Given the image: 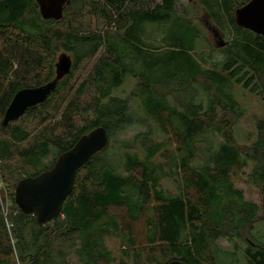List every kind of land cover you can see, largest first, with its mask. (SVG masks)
Segmentation results:
<instances>
[{
    "label": "trees",
    "instance_id": "trees-1",
    "mask_svg": "<svg viewBox=\"0 0 264 264\" xmlns=\"http://www.w3.org/2000/svg\"><path fill=\"white\" fill-rule=\"evenodd\" d=\"M247 1L197 0L224 36L205 53L193 12L177 0H70L60 19L43 18L36 0H0V182L11 196L8 215L0 202V264H264V35L233 18ZM62 52L69 73L3 126L13 94L50 80ZM127 77L134 86L114 94ZM233 83L262 102L244 144L233 131L243 111ZM97 126L109 141L76 171L61 214L38 223L15 203V184ZM248 167L259 201L233 182Z\"/></svg>",
    "mask_w": 264,
    "mask_h": 264
},
{
    "label": "water",
    "instance_id": "water-1",
    "mask_svg": "<svg viewBox=\"0 0 264 264\" xmlns=\"http://www.w3.org/2000/svg\"><path fill=\"white\" fill-rule=\"evenodd\" d=\"M70 0H36L40 14L45 19H60L63 9ZM236 24L255 33L264 35V0H248L233 12ZM54 76L37 86L18 89L5 108L1 124L19 118L31 106L44 101L56 87L57 82L68 74L72 58L62 52L55 62ZM109 141V135L103 126H97L82 134L67 150L58 155L54 164L36 175L21 178L14 186L13 197L18 207L27 213H33L38 223L50 222L62 212V205L72 190L76 171ZM165 264H184L171 259Z\"/></svg>",
    "mask_w": 264,
    "mask_h": 264
},
{
    "label": "rangeland",
    "instance_id": "rangeland-1",
    "mask_svg": "<svg viewBox=\"0 0 264 264\" xmlns=\"http://www.w3.org/2000/svg\"><path fill=\"white\" fill-rule=\"evenodd\" d=\"M158 1V0H153ZM177 3L179 6H182L185 9H188L189 11L193 12V16H195V20L200 27L203 35V40L200 42L201 49L207 53L209 51L214 52L216 51L223 43L224 36L218 31L213 24L210 22L209 17L206 13V11L200 7V5L197 3V0H177ZM94 59L90 60L88 65L86 66L83 73L78 74L76 72L72 79L74 80L73 84H78L82 79L83 75L86 72V70L89 68V66L92 64ZM76 80V81H75ZM135 79L132 77H127L126 80L114 91V94L124 96L129 92V90L134 86ZM232 93L235 96L236 100L242 107V115L234 122L233 125V131L236 137V140L241 143H248L254 138L255 135V126H254V118L259 117L263 113L262 108V102L260 97L250 92L248 89L243 88L241 84L233 83L232 87ZM60 111L53 116V121H56L57 118H59ZM26 123L32 127L36 124V120L34 117L28 118L26 120ZM135 129V128H131ZM132 133V130L128 131L126 133L127 136H130ZM52 151V150H51ZM54 152H51V155ZM51 157L48 156L46 159H44V162L49 164L51 162ZM249 167L245 169V172L243 173H237L233 177L234 185L238 188H241L243 190L244 197L246 199L252 200V201H259V192L258 189L252 185L246 176V173L249 172ZM163 185L165 188L170 189L171 191L174 190L173 185L171 184V181L164 180ZM0 202L3 209V212L5 215H8L11 208V196L9 194V189L3 182L0 183ZM218 246L222 249H230L229 241L227 239H219ZM243 243L240 240L236 241V244L239 247H243ZM105 244L108 249L112 251V254L115 257H118L120 255V243L119 240L116 237H108L105 239ZM226 264H244V259L240 257L237 259L234 263H226Z\"/></svg>",
    "mask_w": 264,
    "mask_h": 264
},
{
    "label": "built area",
    "instance_id": "built-area-1",
    "mask_svg": "<svg viewBox=\"0 0 264 264\" xmlns=\"http://www.w3.org/2000/svg\"><path fill=\"white\" fill-rule=\"evenodd\" d=\"M0 183H1V182H0ZM2 211H3V209H2ZM3 213H4V212H3ZM4 215H5V213H4ZM6 223H7V226H8V228H9L10 222H9V221H6ZM18 264H22V263L18 262Z\"/></svg>",
    "mask_w": 264,
    "mask_h": 264
}]
</instances>
